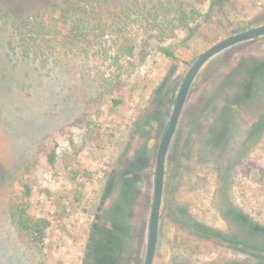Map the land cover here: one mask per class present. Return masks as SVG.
I'll return each instance as SVG.
<instances>
[{
  "label": "rangeland",
  "instance_id": "374dc122",
  "mask_svg": "<svg viewBox=\"0 0 264 264\" xmlns=\"http://www.w3.org/2000/svg\"><path fill=\"white\" fill-rule=\"evenodd\" d=\"M66 1L76 0H0V16L21 18ZM108 1L150 5L156 0ZM219 7L224 10L222 24L200 19L160 41L157 29L131 18L122 29L92 34L84 50H64L46 63L12 56L8 35L0 26V264L41 261L37 249L11 222L7 186L12 177L25 176L36 215L49 222L40 248L43 264H82L92 223L96 216L100 223L105 221L106 209L118 193L119 174L131 165L138 149L145 152V163L137 170L143 183L133 211L134 233L120 264H143L155 157L173 108L170 101L203 51L264 21V0H206L199 10L205 14L210 8L215 18ZM123 45L132 48L131 54L117 55ZM263 56L264 35L218 53L193 80L166 154L152 264H264V256L253 255L254 249L231 241L233 234L237 239L246 232L254 233L257 247L263 241L264 76L253 100L232 105V113L221 92L216 106H206L213 89L236 65ZM237 76L230 75L228 94L237 92ZM102 80L118 89L104 95ZM157 86L166 92L158 108L151 98ZM117 99L119 105L113 102ZM76 161L90 172L91 180L84 183L72 175ZM107 187L110 194L102 199ZM75 190L82 194L78 206ZM174 202L192 215L198 231L178 223ZM217 231L226 233L228 241L215 237Z\"/></svg>",
  "mask_w": 264,
  "mask_h": 264
},
{
  "label": "trees",
  "instance_id": "16d2710c",
  "mask_svg": "<svg viewBox=\"0 0 264 264\" xmlns=\"http://www.w3.org/2000/svg\"><path fill=\"white\" fill-rule=\"evenodd\" d=\"M205 1L156 0L150 5L146 2L143 4L109 3L108 0L66 1L61 5L52 4L37 8L32 14L21 18L3 14V18L0 16V26L4 27L2 32L5 31L8 35V49L11 51L12 56L21 59V61L46 63L64 50H84L91 44L92 34L104 33V31L111 30L114 27L122 29V26L128 25L131 18L134 21L145 22L152 29H157V37L160 41L171 37L176 30L185 29L200 19L215 20L217 23L222 24L225 19L222 7L214 12L215 18L214 16L211 17L212 9L210 8L205 14L200 12L199 7ZM104 12H107L108 15H103ZM112 32L114 31L112 30ZM131 51V47L123 45L118 49L117 55H129ZM162 53L168 57L172 55L168 50H162ZM231 74L238 75L239 86L238 90H233L237 92L229 91L228 94L227 90L232 89L231 81H229ZM263 76L264 56L248 61L246 64L239 63L226 75L222 85L213 89L206 106H209V108L216 106L214 100L217 92H221L224 106H228L229 111L232 113V105L241 106L246 101L253 100L252 97L260 89ZM101 82L99 87L103 89L104 95L111 94L118 89V86L113 85L112 82L107 80ZM162 89L161 86H157L151 94L157 108L160 102L166 98V92H163ZM174 100L171 99L170 103L174 104ZM113 102L119 105L121 100L117 99ZM91 133L93 137H99L97 133H93V130H91ZM144 159V150L138 149L131 165L119 174L118 193L106 209L105 221L100 223L97 221L98 216H96V221L92 223L86 249V259L82 264H120L121 258L128 251L134 233L133 211L140 195V184L143 183V179H140L137 175V170L144 165ZM48 161L51 163L53 156H49ZM71 173L73 176L82 179L84 183L91 180L90 172L82 168L77 161ZM177 185V181L172 184V191L177 192ZM102 194V199L108 197L110 194L109 187L105 188ZM7 196V210L14 228L20 236H23L31 246L37 249L41 258L39 264H43L44 256L40 248L49 222L45 218L36 215L30 202L31 187L23 174L20 173L11 178L7 186ZM81 196L79 190L74 191L76 206L81 203ZM172 205L173 213L184 229L190 230V232L191 230L196 232L200 229L198 223L191 218L192 215L182 203L174 202ZM232 209L229 211L236 216L237 213ZM234 219L239 221L237 217H234ZM246 223L250 231L256 232L255 227L249 224L248 221ZM225 234L220 231L213 233L215 237H219L222 241H228L229 238ZM236 235L231 236V241H235L236 245H244L254 249L256 252L253 255L264 256V236H262L263 241L259 245L261 247H257L252 243L256 239L254 233L246 232V236H238L239 238L235 239Z\"/></svg>",
  "mask_w": 264,
  "mask_h": 264
},
{
  "label": "water",
  "instance_id": "95a60500",
  "mask_svg": "<svg viewBox=\"0 0 264 264\" xmlns=\"http://www.w3.org/2000/svg\"><path fill=\"white\" fill-rule=\"evenodd\" d=\"M264 35V21L257 27L250 28L229 37H226L215 44L211 45L203 51L192 63L187 72L185 73L179 90L174 100L173 108L166 128L161 136L159 145L156 151L155 168L153 177V194L150 208V215L148 220V231L146 241V252L143 264H152L158 238V224L159 214L162 202L164 178L167 175L165 172V159L166 154L177 126L179 116L181 114L186 95L193 80L196 78L200 69L218 53L232 47L238 43L252 40Z\"/></svg>",
  "mask_w": 264,
  "mask_h": 264
}]
</instances>
